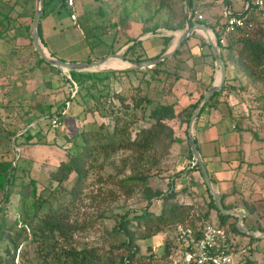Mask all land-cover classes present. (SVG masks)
Segmentation results:
<instances>
[{"label": "trees", "instance_id": "trees-1", "mask_svg": "<svg viewBox=\"0 0 264 264\" xmlns=\"http://www.w3.org/2000/svg\"><path fill=\"white\" fill-rule=\"evenodd\" d=\"M169 1L160 0L159 3L153 4L152 0H121L120 6H118L120 20L121 22L141 24L143 26L142 36L149 33L155 34L159 29L173 32L183 29L186 24L185 11L181 14L172 13ZM224 2L227 4V0ZM46 4L47 0H45ZM246 6L247 0H245V8L242 11L247 17L245 27L236 28L233 32L227 33V19L223 20L228 17L225 13L222 16H216L213 20L199 19L198 16H195L197 10L194 7V0H190L191 23L199 22L213 29L219 41H224L220 43V47L227 69L230 64L234 65L241 73L238 75L239 78L241 77V81L242 74L243 78L245 77L244 84L228 88L230 89L229 95L241 98L242 101L239 100L247 108L246 116L232 117L235 123L234 130L240 133L250 132L251 141H259L261 140L259 130L251 127L246 128L243 123L244 119L252 118V121L257 124L263 121L264 126V18L253 9L252 3L247 11L245 10ZM230 10L232 11V2ZM179 20H182L181 25L178 24ZM251 24L253 27H250ZM171 41L172 37H164L161 52L150 58L144 57L146 49L142 46L143 41L134 39L131 41L133 44L124 52V55L132 62L155 59L167 52ZM204 44L210 49L206 41ZM182 51L183 47L177 51L173 58L179 57ZM113 53L115 54L116 51ZM40 61L57 72H61L48 65L42 58ZM167 61L169 59L153 68L141 70L102 74L69 73L71 78L67 82L73 89L71 93L75 90L76 93L73 97L70 94L66 105L68 102L79 103L81 101L85 111L91 112H99L103 106L106 109L104 113L113 120L112 130L107 131L105 124H101L96 130H85L77 134L76 137L81 141L78 150L68 152L67 158L60 162L57 169L49 175L48 186L44 188L48 196L44 197L38 193L37 183L32 181L28 186L30 189L21 198L23 208L19 217L9 222L6 215L3 214L0 217V244H4L0 251V264H155L157 260H167L170 255L158 257L152 252L148 255L144 254L142 246L138 244L139 240H148L169 230L182 228L185 231H191L194 241H198L208 225L225 231L223 247L230 251L238 245L233 242L235 236L247 237L254 242L263 241L240 232L236 226L238 218L223 216L220 213L204 181L203 185L209 196L208 210L200 211L196 200L193 199L192 188L186 183H182V177L186 175V167L181 166L180 170L171 176L176 182L171 185L168 192L164 193L155 186L154 179L165 171V168L162 167L163 162L170 156L175 145L183 143V139L176 134L171 122L179 121L181 124L189 125L200 102L199 100L195 104H189L179 109L176 101L166 100L173 96L171 89L166 91L165 86H161V84H166L168 79L160 78ZM140 73H143V76L140 77L139 83L142 81L149 88L153 85L156 92L155 97H152L150 93L143 94L140 84L136 86V93L132 95L125 92H110V89L113 90L112 79L117 82L122 81L120 78L122 76L129 82L127 77L129 74L139 75ZM117 75L121 76L117 77ZM131 79L135 80L136 78ZM227 84L231 83L227 81ZM210 87L211 84L203 86L204 93L201 98ZM84 88H87V91L83 95ZM225 90L226 86L205 106L199 118L207 109H215L221 104L218 98ZM96 92L100 93L99 96H96ZM101 95L105 98L103 102H100ZM92 99L97 100L98 103L94 108L90 105ZM223 104L228 105L229 98ZM228 110L231 111V109ZM66 115L62 109L56 116L60 121V118ZM51 118L53 116L49 117L50 126H52ZM45 125L47 123L42 124L43 127ZM24 135L28 139L30 138L27 133L20 137H25ZM196 141L198 144V138ZM119 151H128L131 156L122 161L123 168L117 169L115 176L109 175L104 178L102 174H98L96 182L99 188L96 195L104 196L106 201L116 196L123 197L127 201L138 194L142 202L146 203V207L127 212L121 217L113 231L117 236H123L124 239L115 241V245L109 250L73 246V237L84 233L87 229L86 225L79 226L72 221L73 211L82 202L83 197L97 198L95 194H85L92 186V182L89 181L94 169L93 165L100 156H109ZM186 157L190 164L194 162L189 144ZM17 168V165L14 166V160L0 161V191L4 192L5 203L9 201L10 188ZM100 169L103 170V168ZM192 169L200 174L197 165ZM128 170L130 171L129 175L126 174ZM72 176H75L73 182H71ZM210 177L214 184L215 181L211 175ZM108 179L112 180L110 183L119 191L118 195L111 193L110 190L101 192L103 191L102 185H105ZM70 183L72 185L68 187ZM7 187L9 188L7 189ZM221 196L226 209H243L245 211L244 223L247 229L253 232H264L262 221L264 212L260 213L262 208L257 206V202L251 201L252 198H248L239 191L221 194ZM232 197H235V200H231ZM157 203H160V207H156ZM4 210L2 207L0 214ZM250 219L253 222L249 225ZM230 220H234V222L230 223ZM70 242V247L64 245V243ZM190 251H194V244L188 247V252ZM31 254H33V258H31ZM17 260L18 262H16ZM236 264L264 263H259L252 258H242Z\"/></svg>", "mask_w": 264, "mask_h": 264}, {"label": "rangeland", "instance_id": "rangeland-1", "mask_svg": "<svg viewBox=\"0 0 264 264\" xmlns=\"http://www.w3.org/2000/svg\"><path fill=\"white\" fill-rule=\"evenodd\" d=\"M53 2L54 6H60L61 4V0H54ZM62 2L65 3V0H62ZM120 2L121 0H76V10L79 14L85 15L84 17L87 15L89 19H92L94 18L95 8L96 10L100 8L111 10L109 7L111 4L119 11L118 6H120ZM152 2L156 4L160 0H152ZM169 2L172 7V13L181 14L185 11V27L174 32L159 29L155 34L149 33L148 35H144L149 36V40L153 38L159 39L161 44H163L162 40L164 37H172L167 52L175 45L177 37L184 32L187 26L186 0H170ZM231 2L232 11L235 15L244 10L245 0H231ZM44 6L45 11V0ZM194 7L197 10L195 16H198V18L201 16V19L209 18L213 20L216 16H222L224 13L226 15L227 4L224 0H194ZM213 8L215 9L213 10ZM35 12L36 0H0V161L14 160V166L17 165L18 167L10 188L11 194L8 203H5L4 192L0 191V209L2 207L5 209L0 214V217L3 214L6 215L8 222L14 221L19 217L23 208L21 198L30 189L28 188L30 182L35 181L38 193L44 197L48 196L44 188L48 186L47 180L49 175L57 169L60 162L67 158L68 152L78 150V145L81 144V141L76 137L77 134L85 130H96L101 124H105L107 131H111L113 127V120L104 113L106 109L103 106H101L99 112H91L85 111L81 101L79 103L71 102L70 104L68 102L66 105L70 94L73 97L76 90L74 93H71L72 88L67 82L71 78L69 73L62 71L59 73L40 61L41 57L34 48L31 36ZM62 15L69 17L67 11L64 9ZM226 19L227 17L223 18V20ZM178 24L181 25L182 20H179ZM79 26L82 27L81 24ZM211 30L214 31L213 29ZM83 31L87 32V29L84 28ZM141 37L143 36L141 35ZM149 40L143 41L142 46L147 48L151 43ZM204 41L206 39L202 33L192 35L189 40L183 43L181 55L177 58L169 59L162 69L160 78L168 79L167 83L161 84V86H165L166 91L171 89L173 93V96L166 100L176 101L179 109L201 100V95L204 93L203 86L213 85L219 80L220 69L216 66L211 51L204 44ZM91 43L100 45L97 52L102 53L107 50L108 46L104 43L101 44L96 39H92ZM106 43L109 44L107 41ZM195 46L202 48V51L199 52L201 54L196 53L199 56H194L192 53V47ZM160 50L158 54L161 52ZM123 56L126 57L124 54ZM113 64L115 63H108L106 67L115 68ZM118 64L122 68L126 67L121 62ZM228 71L229 78L226 79V82L228 81L231 84L226 85L225 82L222 87L223 89L226 86V90L218 98L222 105L230 98L229 86L239 87L245 83L243 74L242 81L241 77H238L241 74L238 67L230 64ZM218 72L219 77L217 75ZM88 73L102 74L107 72L89 71ZM120 76L117 75V77ZM141 76H143V73L139 75L129 74L127 76L129 82L122 76L120 77L122 81L117 82L112 79L113 90L110 89V92H125L128 95H132L136 93V86L140 84L143 94L150 93L152 97H155L156 92L152 87L153 85L149 88L142 81L139 83ZM86 91L87 88H84L83 95ZM95 94L99 96L100 93L96 92ZM102 98H104L103 95L100 96V102L105 100V98ZM238 99L242 101L241 98L238 97ZM116 103L118 104L117 101ZM90 105L93 108L96 107L98 105L97 100L92 99ZM62 109L64 110V114L67 115L60 118L59 125L56 128L50 126V123H48L50 122L49 117L56 116L58 111ZM247 122L246 128L251 127L259 130L261 140L251 144V133L245 132L243 134L245 142L243 143L242 141L233 149H236L237 153L240 154L239 158L243 155L244 151H254V156L252 159H248L249 161L241 157L239 164L241 162L242 164L239 172L241 173V170L244 169L243 173L246 176L250 174L248 178L250 182L246 178L245 187L246 189L250 187L252 191L248 195L246 194V196L250 199L252 198L251 201L257 202V206L262 208L260 212L262 214L264 212V198L261 199L260 197L264 196V181L258 180L264 179V126L263 121L257 124L252 121V118L248 119ZM46 123L47 125L43 127L42 124ZM140 125L142 126L143 124ZM171 125L174 127L176 134L183 139V143L177 144L180 146L175 151L174 147L176 145L173 147L172 153L163 162L162 167L165 168V171L160 176H156L154 184L164 193L168 192L171 189V185L176 182L171 176L178 172L181 166L186 167V175L182 177V183H186L192 188L194 192L193 199L196 200L200 211L205 212L208 210V193L203 185V179L200 174L197 171H193V163L190 164L186 157L189 144V125L181 124L179 121H172ZM196 125L194 128L195 137H197ZM25 133L30 136L29 139L26 135H24L25 137H20ZM129 156L131 154L128 151H119L109 156H100L95 165H93L94 169L90 175L91 179L89 182H92V186L85 194L96 195L99 188L96 182L98 174H102L104 178L109 175L115 176L117 169L123 168L124 164L122 161ZM250 161L252 163H249ZM255 162L260 163L257 170L262 171L259 174L253 171L255 169H253L251 164ZM100 168H103V170ZM195 172L197 173L195 174ZM126 174L129 175L130 171L128 170ZM253 174L257 178L252 176ZM74 179L75 176H72L71 182ZM110 181L112 180L108 179V182L102 185L103 191L101 192L110 190L111 193L113 192V194L118 195L119 191ZM257 181L260 184L256 183ZM71 185V183L68 184V187H71ZM257 187L258 189H262L255 193L253 189L256 190ZM98 196L97 198L83 197L82 202L73 211L72 221L79 226L84 224L87 228L84 233L73 237V246H88L109 250L115 245V241L124 239L123 236H117L113 231V228L120 222L121 217L127 212L141 210L146 207V203L142 202L138 194L127 201L119 196L110 198L107 201L104 199V196ZM156 207H160V203H157ZM156 207L154 208L155 210ZM253 220H249V225L252 224ZM262 221L264 226V217ZM233 222L234 220H230V223ZM258 240L263 241L254 242L247 237L235 236L233 242L238 245L234 249H231V251H233V257H235L236 262L242 258H252L259 263H264V239ZM192 242V237L182 232L181 229H172L160 236L148 240H139L138 244L142 246L144 254L148 255L152 252L158 257L166 254L170 255L167 260H157L155 264H188V247ZM70 244L71 242L68 244L64 243V245H68L69 247ZM3 247L4 244H0V251H2ZM31 258H33V254H31Z\"/></svg>", "mask_w": 264, "mask_h": 264}, {"label": "crops", "instance_id": "crops-1", "mask_svg": "<svg viewBox=\"0 0 264 264\" xmlns=\"http://www.w3.org/2000/svg\"><path fill=\"white\" fill-rule=\"evenodd\" d=\"M53 1L54 0H47L46 10L41 20L40 26L41 41L46 50L52 56L65 62L98 61L114 54L113 51L123 55L124 52L133 44L131 43L132 40H149V36L141 37V35H143V26L141 24L121 22L120 14L117 11V8L111 4H108L111 10H104L103 8L96 10L95 8V14L93 16L94 18L89 19L87 15L84 17L85 15L79 14L77 12L76 3L75 10L73 11L68 8L66 3H63L62 0L60 6H54ZM63 9L67 11L69 17L62 15ZM214 9L215 8H213V10ZM226 11H228L227 8ZM73 13H76L77 15L76 22L71 19V15ZM78 23L82 26L80 29L76 27ZM84 28L87 29V32L83 31ZM204 38L206 39L205 35ZM92 39H96L101 44L104 43L106 46H108L107 50L102 53L97 52V50L100 48V45L91 43ZM105 40L109 42V44H107ZM149 41L151 43L147 48H145L146 50L144 52L146 53L144 57L153 58L158 54V51L161 49L162 45L161 41L157 38L150 39ZM192 49L194 56L197 55L196 53L202 51V48L196 46L192 47ZM199 54L197 56H199ZM125 58L129 60L127 57ZM118 61L123 62L122 60L113 59L108 63L113 62L115 63L113 65H115L114 67L116 69H122V66H119L118 64L120 63ZM217 75L219 77V72ZM227 78H229L228 69ZM204 81L206 82L205 79ZM236 104L238 105L236 106ZM228 109H231V111ZM246 111L247 108L245 104L241 103V101H239L236 96L231 95L228 105L220 104L215 109H207L198 120L196 132L198 146L207 170L215 181L213 185L220 195L239 191L246 196V194L248 195L252 191L250 187L248 189L245 187L246 178L247 181L250 182V180H248L250 174L246 176L243 173L245 171L244 169L241 170V173L239 172V168L242 164V162L240 164L239 162L241 157L246 161H249L248 159L250 158L252 159L254 156V151H244L243 155L239 158L240 154L237 153L236 149H233L236 148V145H239L242 141L243 143L245 142V137L243 135L245 134V131L240 133L233 130L235 128L233 118L246 116ZM247 121L248 120L244 119V126H246L248 123ZM254 142L256 141H251V144ZM179 146L180 145H176L174 147V151ZM249 163H252V161ZM251 165L253 169H255L253 170L255 173H261L262 170H257V167L260 165V163L255 162ZM196 173L197 172H195V174ZM252 176L255 175L253 174ZM255 177L257 178V176ZM260 180L264 181L263 178L259 179L258 181ZM258 181L256 183H258ZM252 182L254 181L252 180ZM261 189H258L257 187L256 190H253L256 193ZM260 198L263 199L264 196ZM231 200H235V197H232ZM238 210L245 213L243 209Z\"/></svg>", "mask_w": 264, "mask_h": 264}, {"label": "water", "instance_id": "water-1", "mask_svg": "<svg viewBox=\"0 0 264 264\" xmlns=\"http://www.w3.org/2000/svg\"><path fill=\"white\" fill-rule=\"evenodd\" d=\"M250 3H251V0H247V4L249 5ZM44 8H45L44 0H36L35 19H34L33 29L31 32L34 48L36 52L39 54V56L48 65L55 67L62 72H67V73L89 72V71L111 72V71H117V70H141V69L153 68L157 66L158 64L165 62L166 60L170 58H173L174 55L177 53V51L182 47L183 43L187 41L194 33H202L205 35L207 43L210 46L211 53L213 55L215 63L220 69V77H219L218 82L211 85V87L205 93L204 97L200 100L197 108L195 109L191 117V120L189 123V129H188L189 146L193 154L194 161L203 178V181L206 187L208 188L211 196L213 197L214 204L217 207V209L220 211V213L223 216H232V217L238 218V222L236 226L240 232L250 237H253L255 239H264V232H261V233L253 232L244 226L245 213L243 211H239L236 209H226L224 207L222 196L220 195L218 191H216L213 185V182L211 180V177L209 175V172L207 170V167L205 165V162L203 160V157L201 155V152L198 148V144H197L196 137H195V131H194L196 122L200 114L202 113L203 109L205 108V106L212 100V98L217 93L220 92L223 85L225 84L226 79H227V67L223 60L219 39L217 35L215 34V32L212 31L208 26L201 24L199 22L191 23L190 0H186L187 26L184 32L177 37L175 45L162 56L155 58V59L142 61V62L129 61L120 53L112 54L98 61H93V62H65L61 59H58L52 56L46 50V48L44 47L41 41L40 26H41V20L44 15ZM230 9H231V0H227V10L230 11ZM113 59L122 60L123 62L127 64L126 67L122 69L106 68L107 63Z\"/></svg>", "mask_w": 264, "mask_h": 264}, {"label": "built area", "instance_id": "built-area-1", "mask_svg": "<svg viewBox=\"0 0 264 264\" xmlns=\"http://www.w3.org/2000/svg\"><path fill=\"white\" fill-rule=\"evenodd\" d=\"M65 3L68 8L71 10H75L76 0H65ZM253 9L260 13L264 18V0H251ZM251 3L246 6V11L250 8ZM233 12L226 11L227 17V28L226 32H233L236 28H243L247 23V17H245V13L241 14H232ZM202 17L200 16L199 19ZM71 19L73 21H77L76 13L71 15ZM78 29H80L79 24L76 25ZM250 27H253L251 24ZM223 43V40L219 41ZM73 91V89H72ZM74 93V92H73ZM44 119V118H43ZM52 126L57 127L59 125V118L53 116L51 118ZM196 166L195 161L193 162V167ZM182 232L192 237L194 244V251L189 252L188 264H236V259L233 257V252L223 247V243L225 241V231L222 229H217L211 225H208L202 234L201 239L198 241H194V238L191 234V231H185L182 228ZM191 245V244H190ZM189 245V247H190Z\"/></svg>", "mask_w": 264, "mask_h": 264}, {"label": "bare ground", "instance_id": "bare-ground-1", "mask_svg": "<svg viewBox=\"0 0 264 264\" xmlns=\"http://www.w3.org/2000/svg\"><path fill=\"white\" fill-rule=\"evenodd\" d=\"M118 62H120V61H118ZM121 63H123L125 66L127 65L126 63H124V62H121ZM106 68H109V67H106ZM112 69H116V68H112ZM118 69V68H117Z\"/></svg>", "mask_w": 264, "mask_h": 264}]
</instances>
